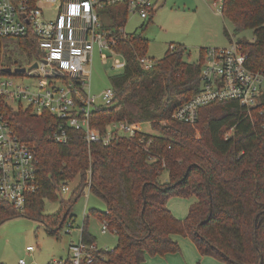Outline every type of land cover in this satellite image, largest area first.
<instances>
[{
  "label": "trees",
  "instance_id": "16d2710c",
  "mask_svg": "<svg viewBox=\"0 0 264 264\" xmlns=\"http://www.w3.org/2000/svg\"><path fill=\"white\" fill-rule=\"evenodd\" d=\"M104 11L113 19L110 26L119 37L115 48L126 65L110 77L113 105L96 108L92 125L104 133L113 121L150 122L157 135L142 132L134 140L106 146L88 144L72 129L69 142L60 144L50 139L56 125L51 113L39 116L30 108L3 104L1 112L14 132L37 150L41 186L23 215L58 234L69 220L75 222L72 207L90 180L91 190L107 203L106 210L93 208L91 214L109 223L118 243L82 264H144L148 253L179 252L175 234L190 237L203 255L231 264H264V95L251 109L236 100L207 105L195 126L176 120L175 110L200 91L204 48L198 62H189L188 48L176 44L163 58H152L153 66L145 70L139 59L148 56L146 24L139 32L121 33L129 17L125 5ZM221 12L233 23L234 35L253 30L254 40L237 42L249 53V66L264 69V0H222ZM225 35L232 40L227 29ZM39 55L31 31L25 37L0 38V79L8 75L4 68L23 67ZM142 135L155 138L149 152L137 147ZM151 155L156 159L150 160ZM164 171L168 177L162 181ZM74 179L79 184L71 198L61 201L57 214L46 216L45 200L60 199L61 184ZM174 196L196 199L184 220L168 206ZM0 206V223L20 215L9 204ZM82 240H95L87 227Z\"/></svg>",
  "mask_w": 264,
  "mask_h": 264
},
{
  "label": "built area",
  "instance_id": "2783aa9c",
  "mask_svg": "<svg viewBox=\"0 0 264 264\" xmlns=\"http://www.w3.org/2000/svg\"><path fill=\"white\" fill-rule=\"evenodd\" d=\"M219 1L221 9L222 0ZM116 5H125L128 16L138 15L147 21L158 3L156 0H0V38L25 37L31 31L40 49L39 57L23 66L25 72H14V67L12 74L0 79V204H9L23 214L30 197L41 186L37 150L14 132L1 112L3 104L18 108L27 104L38 115L51 113L56 125L50 139L60 144L69 142L72 129L80 131L88 144L106 146L122 138L134 140L142 133V123L113 121L103 133L91 122L95 109L113 105L115 98L112 87L100 96L90 92V66L95 49L104 64L111 61L113 69H124L126 65L125 57L115 48L119 43L116 29L101 14ZM108 19L113 21L110 16ZM119 31L126 32L125 28ZM139 60L145 70L154 64L149 56ZM248 62L249 53L237 41L228 46L204 48L200 91L179 106L173 117L195 126L200 110L212 103L236 100L249 109L257 105L264 95V69L254 70ZM34 63H38L35 68ZM25 78L31 82L24 83ZM154 140L153 136L142 135L137 147L149 152ZM155 159L150 156V160ZM85 186L91 189V181ZM71 190L70 181H65L58 194ZM73 223L67 222L70 227ZM109 231V223L103 221L102 232ZM27 250L34 252L36 247L29 246ZM99 250L95 243L73 242L70 258L64 264H82L85 260L91 263ZM19 264L27 263L21 259Z\"/></svg>",
  "mask_w": 264,
  "mask_h": 264
},
{
  "label": "rangeland",
  "instance_id": "374dc122",
  "mask_svg": "<svg viewBox=\"0 0 264 264\" xmlns=\"http://www.w3.org/2000/svg\"><path fill=\"white\" fill-rule=\"evenodd\" d=\"M221 1L212 0H159L156 11L151 21L145 25V37L150 40L148 55L159 60L163 58L169 48L176 44H184L189 53L185 57L186 61L198 62L200 51L206 47L228 46L231 42L239 38L254 40L253 30L248 29L240 35H234L233 23L225 18L220 9ZM107 24L112 22L111 17L105 11L101 12ZM143 20L138 15H130L125 25L127 33L141 31ZM227 29L232 35L230 40L225 35ZM27 65V64H25ZM91 77L89 81L92 95L100 96L106 89L111 87L110 77L118 74L122 69H113L111 61L107 64L102 62L97 48L93 55V62L90 66ZM22 80L21 77H16ZM31 80L24 79V83ZM99 102L101 100L99 99ZM24 109H28L27 104H23ZM18 109L17 106L13 107ZM33 112V111H32ZM34 114L38 115L36 112ZM39 116H42L39 114ZM162 124L168 123L161 121ZM141 131L147 134L157 135L150 122L142 123ZM199 135V131H197ZM168 177L166 171L163 172L160 180L165 181ZM79 184L78 179L70 182L71 191L63 192L60 199L56 201L45 200V215L57 214L61 209V201L69 200ZM191 198L171 197L168 204L172 213L181 220H184L193 204ZM105 210L106 201L88 186H85L83 194L77 199L72 207V215L75 216L73 227L67 223L59 229L58 234L51 235L49 227L44 222L23 214L8 218L0 223V263L19 264L24 259L27 264H64L68 256L71 243H79L84 227L95 237L98 248L112 249L118 243L116 232H102L100 220L92 216L91 209ZM89 217L86 222V217ZM181 250L176 253H169L171 260L169 264H231L222 261L211 255H203L190 237L177 234ZM28 246L36 247L34 252L27 250ZM150 264L156 263L157 258L164 263L166 256L147 254ZM62 263H59V262ZM166 264V263H165Z\"/></svg>",
  "mask_w": 264,
  "mask_h": 264
},
{
  "label": "crops",
  "instance_id": "0c3cea01",
  "mask_svg": "<svg viewBox=\"0 0 264 264\" xmlns=\"http://www.w3.org/2000/svg\"><path fill=\"white\" fill-rule=\"evenodd\" d=\"M157 1V3L159 4V0H156ZM146 22H148V20L147 21H144L143 20V23H142V25L141 26H143L144 24H146ZM149 56V55H148ZM191 199H194L193 200V203L196 201V199L195 198H191ZM168 206H169V204H168ZM169 208H170V206H169ZM107 209V208H106ZM105 209V210H106ZM170 210H171V208H170ZM172 211V210H171ZM76 216V215H75ZM100 224H101V226H102V221H100ZM82 232H83V230H82ZM111 232V231H110ZM105 234V233H104ZM176 235L177 234H175V235H173V238L178 242V240L176 239ZM94 237V236H93ZM95 238V237H94ZM81 240H82V234H81ZM93 243H95L96 245H97V243H96V240H94L93 241ZM179 243V242H178ZM180 245V244H179ZM29 247V246H28ZM98 247V246H97ZM181 247V246H180ZM100 249V248H99ZM106 249H109V248H106ZM113 249V248H112ZM166 256V258H168L167 260H165V263L166 264H169L170 263V261L169 260H171V257H170V255L169 254H166L165 255ZM69 258H70V253H69V250H68V256H67V259H66V262L69 260ZM161 259H159V258H157V262L156 263H152V264H165ZM144 264H150L149 263V261H148V256L146 255V260H145V263Z\"/></svg>",
  "mask_w": 264,
  "mask_h": 264
},
{
  "label": "water",
  "instance_id": "95a60500",
  "mask_svg": "<svg viewBox=\"0 0 264 264\" xmlns=\"http://www.w3.org/2000/svg\"><path fill=\"white\" fill-rule=\"evenodd\" d=\"M38 66V63H34L33 64V67H37ZM26 70V67H16L14 69V72H25ZM3 72L7 73V74H12L13 72V68L12 67H7V68H4L3 69ZM202 224V222L199 224V226Z\"/></svg>",
  "mask_w": 264,
  "mask_h": 264
}]
</instances>
